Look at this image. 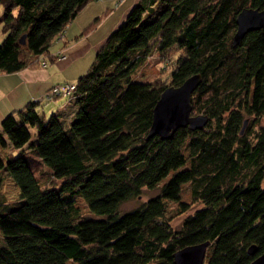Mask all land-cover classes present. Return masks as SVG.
<instances>
[{"label":"trees","instance_id":"trees-1","mask_svg":"<svg viewBox=\"0 0 264 264\" xmlns=\"http://www.w3.org/2000/svg\"><path fill=\"white\" fill-rule=\"evenodd\" d=\"M90 1L0 0V71L35 55L55 60L58 33ZM244 7L264 0H139L75 81L70 122L40 111L38 100L3 117L0 145L11 149L0 155V182L12 177L20 200L0 202V264H176L175 251L206 240V264H248L264 251V28L233 44ZM154 50L162 74L179 52L169 83L133 78ZM197 72L192 105L209 115L206 126L147 139L161 92ZM246 115L254 117L241 132ZM187 183L204 205L174 229L167 201L187 210ZM145 187L159 190L120 212Z\"/></svg>","mask_w":264,"mask_h":264},{"label":"crops","instance_id":"crops-1","mask_svg":"<svg viewBox=\"0 0 264 264\" xmlns=\"http://www.w3.org/2000/svg\"><path fill=\"white\" fill-rule=\"evenodd\" d=\"M139 0H92L68 23L65 35L58 49H52L57 54L62 50L65 57L55 60L47 59L42 65L37 61L21 70L0 74V122L5 115L17 110L29 102L39 101L38 109L46 115L61 113L70 122L76 111V104L68 96H58L54 100H43L44 93L52 86L62 82H75L86 73L96 55L110 33L125 19L132 6ZM102 20L96 27L86 28L98 17ZM87 57L90 61H87ZM1 146V145H0ZM2 147V146H1ZM10 148V147H9ZM2 149H4L2 147ZM11 149V148H10ZM0 155L2 156L1 152ZM5 159L4 156H2Z\"/></svg>","mask_w":264,"mask_h":264},{"label":"water","instance_id":"water-1","mask_svg":"<svg viewBox=\"0 0 264 264\" xmlns=\"http://www.w3.org/2000/svg\"><path fill=\"white\" fill-rule=\"evenodd\" d=\"M237 28L233 34V44H239L246 34L255 29L264 28V8L244 7L236 17ZM26 35L20 37V42L25 43ZM202 81L200 72L188 76L179 85H169L160 94L153 108L152 122L146 138L159 135L162 139L172 137L180 127L192 130L201 129L209 121L206 113H194L192 100L193 93ZM247 119L241 132L244 131ZM211 241L186 245L174 252L176 264H205L207 250ZM256 245L249 246L251 254L256 252ZM248 264H264V251Z\"/></svg>","mask_w":264,"mask_h":264},{"label":"rangeland","instance_id":"rangeland-1","mask_svg":"<svg viewBox=\"0 0 264 264\" xmlns=\"http://www.w3.org/2000/svg\"><path fill=\"white\" fill-rule=\"evenodd\" d=\"M2 26L0 25V39L2 37ZM60 47V41L59 42H53L51 46V50L58 49ZM169 52V51H168ZM161 53L157 50H154L152 56L150 57L147 62L142 65L134 74L133 78L137 80H145L154 82L156 79H165L167 83L170 82V69L171 67L178 62V56L179 52L172 53L171 56L173 59L170 61L165 62L168 67L167 71L165 73H161L160 66L162 63L160 62ZM167 55V53H165ZM169 56V55H168ZM90 58L87 57V61H90ZM3 73L0 71V74ZM65 83V82H62ZM194 113H197L194 111ZM50 115V113L48 114ZM247 123L245 124V128L247 125L250 124L253 117L252 115H246ZM257 128V126H256ZM10 151V148L2 149L0 146V152L2 156H6V153ZM61 183V180L52 179L47 184L51 186H57ZM264 186V181H263ZM158 188L149 189L144 188L143 192L139 196L132 197L126 201H124L120 205V212H124L133 208L138 207L142 202L146 201L149 197L155 195L158 193ZM243 197L238 199L237 205H240L243 201ZM20 200V190L18 185L15 183L12 177L7 176L0 182V202L3 203V206L8 209L11 206L16 205ZM182 200L189 203V208L183 212H179V203L176 201L168 200L167 201V212H166V218L169 220L171 226L174 229H179L182 225L183 220L190 214H193L196 209L202 207L204 204L201 201H193L190 191V184H185L182 190ZM77 205L80 208V212L84 215H91V211L89 210L87 204L85 201L78 197L77 199ZM0 238L1 234H0ZM207 250V254H209V250ZM206 264V263H205Z\"/></svg>","mask_w":264,"mask_h":264},{"label":"built area","instance_id":"built-area-1","mask_svg":"<svg viewBox=\"0 0 264 264\" xmlns=\"http://www.w3.org/2000/svg\"><path fill=\"white\" fill-rule=\"evenodd\" d=\"M64 33H65V29H63L62 31H60L58 33L57 38L62 39L64 37ZM56 55L59 58L65 57L62 50L58 51ZM42 64L46 65L47 61L46 60L42 61ZM75 89H76V83L75 82H65V83L56 84L44 93L43 100H46L49 102V101L57 98L58 96H62V95L68 96L69 98L74 97Z\"/></svg>","mask_w":264,"mask_h":264}]
</instances>
